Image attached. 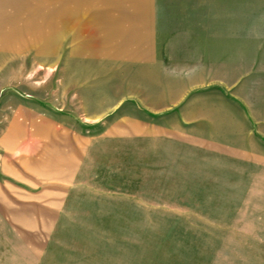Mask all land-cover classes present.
<instances>
[{
	"label": "rangeland",
	"instance_id": "374dc122",
	"mask_svg": "<svg viewBox=\"0 0 264 264\" xmlns=\"http://www.w3.org/2000/svg\"><path fill=\"white\" fill-rule=\"evenodd\" d=\"M0 264H264V0H0Z\"/></svg>",
	"mask_w": 264,
	"mask_h": 264
}]
</instances>
